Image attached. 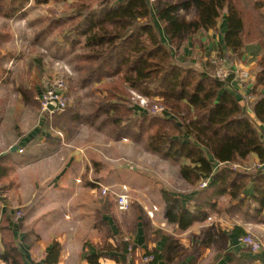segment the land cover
Wrapping results in <instances>:
<instances>
[{
  "label": "trees",
  "instance_id": "obj_1",
  "mask_svg": "<svg viewBox=\"0 0 264 264\" xmlns=\"http://www.w3.org/2000/svg\"><path fill=\"white\" fill-rule=\"evenodd\" d=\"M30 1L0 0V16L14 18ZM34 1L45 4L51 0ZM62 1L64 10L57 13L49 8L36 37L61 36L63 43H55L71 50L84 45L77 55L83 85L114 78L99 83L98 89L104 94L97 100V109L87 117L105 115L100 127L110 126L115 140H146L150 150L180 163L181 178L193 188L182 194L162 190L166 219L183 230L210 216L264 221V168H234L235 164L243 165L252 154L264 167V0ZM190 9L192 17L186 14ZM222 17L227 29L218 55L226 56L230 62L241 61L249 45L260 54L256 84L251 90L253 99L243 96L244 105L225 82L214 76L211 60L180 55L190 37L203 30L217 31ZM10 40L9 34L0 32V50ZM3 57L0 68L4 71ZM128 87L157 98L165 107L164 115L138 113L141 109L130 102ZM22 91L27 101L31 99L30 92ZM75 112L76 109H68L55 115V124L64 127L61 121L77 119ZM11 156L10 151L0 155L1 192L12 186L15 167ZM206 180L208 186L200 187ZM49 186L47 183L38 188L31 203L22 209L19 223L12 220L8 210L2 215L4 252L0 260L25 264L17 236L25 233L29 239L33 234L32 227L23 222ZM102 215L97 211L99 219ZM100 223L105 224L102 220ZM235 230L246 234L240 228ZM104 235L108 237L111 232L106 230ZM134 247L132 240L121 237L116 246L107 243L100 249L132 257ZM60 251L61 246L56 243L46 254V263L56 262ZM148 254L155 257L153 264L160 259L156 250ZM100 255H88L89 264H100ZM251 255L252 250L241 248L239 256L231 257L229 264H250Z\"/></svg>",
  "mask_w": 264,
  "mask_h": 264
},
{
  "label": "rangeland",
  "instance_id": "obj_2",
  "mask_svg": "<svg viewBox=\"0 0 264 264\" xmlns=\"http://www.w3.org/2000/svg\"><path fill=\"white\" fill-rule=\"evenodd\" d=\"M151 1L155 2V0ZM33 2L28 4L30 5L28 7L30 13L25 12L22 16H19L20 13L17 15L18 17L16 16L17 18L10 19L0 16V32L9 34L11 37L10 41L3 43V47L0 50V58L2 56L6 58L2 61V68L4 65L5 70L3 71L0 68V74H3L4 78V81L0 80V154L1 151L6 149L11 151V147L19 144L21 138H25L40 123H46L47 120V130L51 134L52 140L55 139L58 142L69 141L68 143L73 146V148L68 149L69 151L80 150L84 153L83 158L78 156L70 157L69 167L67 168L65 166L66 162L61 159L59 152H57L58 150H56L57 146H54V157L52 160L53 171H58L57 174H60L54 177L55 174L53 181L56 179L60 185H64L62 191L59 190L57 194H61L65 190V186H70L71 188L76 185L77 172L75 170L77 168L80 169L82 166L86 168L81 178L77 180L82 182L81 186L77 185L76 192L80 197L79 199H73L75 203L81 204L82 210H80L83 211V220L89 222V213L91 212L90 197L95 198L94 202H97V195L94 194L98 192L102 206L101 213L106 211L112 213V215H107L111 220L114 216H122V213L132 207V213L126 215V223L132 221L133 214H136V209H143V217L147 220L150 219L153 226H157L156 221L154 222V217L156 218L159 213L156 205L158 200L161 201L160 198H163L162 190L166 189L182 194L188 193L193 188L181 178L179 172L180 163L150 150L146 140L139 142L128 138L115 140L110 126L100 127L105 115L99 118L87 117L92 111L97 109V100L104 94L98 89L99 83L109 80L113 81L114 78L102 79V82L98 84L96 82L90 85H83L80 82L77 55L84 50V45H78L71 50L67 45V47L63 48L64 45L55 43H63V37L61 36L52 37L49 35L48 38L43 37L42 39L36 37L42 28L48 9L52 7L57 13H60L64 10L65 2L62 0H51L45 4ZM186 14L192 17L193 9L188 10ZM38 41L42 43H37ZM249 46L245 50L247 56L244 61L247 64H253V62L257 64L260 54L257 53L255 47ZM216 50L218 51V49L213 50V54L210 57L212 60L217 57L223 58L227 61L228 66L235 67V70L239 71L240 77L237 80L239 85L231 90L238 95L241 101L243 99L245 104V98L242 97L243 93L241 94L240 92L243 91V85L250 78V70L241 69L239 61L230 62L226 56L218 55ZM210 58L206 57V60H204L203 57V61L211 60ZM195 59L198 60L199 57L197 56ZM213 68L215 70V67ZM242 72L246 75H243ZM58 81L64 82L67 87L66 97L70 101L68 109H76L75 113L78 116L77 119L62 120L61 123L64 127L56 125L54 122L55 115H61L62 113L50 114L47 110L44 111L41 98V94ZM22 90L30 92L31 99L27 101ZM128 91L132 105L141 109L137 111L138 113L145 111L163 116L166 112L165 107L158 103L157 98L146 97L129 87ZM244 95L246 94L244 93ZM250 100L252 99L250 98ZM157 105L161 106L164 112H157L155 109ZM20 148L18 149L20 150ZM18 149L15 152L17 153L16 157H13L16 158V161L13 162L15 166L22 160L19 156H23ZM94 157H97V165L94 163ZM257 163L259 162L248 160L241 166L250 167ZM26 166L19 167L21 172L25 170ZM89 169H93L95 173L97 172V179L89 177L91 175ZM14 175L15 173L12 178ZM92 175L94 176V174ZM66 180H68V183H66ZM94 180H97V182H94ZM88 181L94 182V184L88 186ZM89 187H93L94 194H87L88 190L92 191L88 189ZM103 188H108L109 192L103 193ZM10 191L11 193L9 194ZM120 192H125L129 196V204L126 210H120L116 203L115 194ZM0 195L3 196V200H0L3 204L8 205L12 202L14 207H6L5 210L10 211L14 222L19 223L18 221L21 218L24 207L13 202L16 190L9 189L0 193ZM1 207L2 204H0V210ZM27 216L23 225L31 226L25 224ZM214 219V216H210L205 221L212 223ZM213 226L214 233L218 235L216 226ZM103 228H101V232L104 235L106 234L105 226ZM244 232L254 235L255 238L260 240V245L263 246L258 250L252 249V254H264L263 234L255 233L251 230V227H248ZM240 237L243 238L245 235H240ZM125 239L127 241L131 240L129 235L125 236ZM215 241L220 244L222 243V238L216 236ZM134 248L137 252L138 248ZM129 249H133V247L130 246ZM146 256L150 255L148 253L141 254V258ZM4 263L7 264L5 261ZM150 263L152 261L142 262L141 264ZM254 264H264V255H260Z\"/></svg>",
  "mask_w": 264,
  "mask_h": 264
},
{
  "label": "crops",
  "instance_id": "obj_3",
  "mask_svg": "<svg viewBox=\"0 0 264 264\" xmlns=\"http://www.w3.org/2000/svg\"><path fill=\"white\" fill-rule=\"evenodd\" d=\"M33 1L31 0L30 3H34ZM28 7L30 5L25 8L23 13H19V16H22L25 12L30 13ZM226 29L227 23L222 17L218 20L217 31L212 29L203 30L190 37L180 49L181 57L196 58L198 56L199 59H203V57L204 60H206V57L209 59L213 54V50L218 49L219 46L222 47L221 45L224 44L223 39ZM37 43L40 42L38 41ZM201 52L202 54L200 55ZM3 53L5 52L3 51ZM246 56L247 52H245L243 60L239 61V63L241 69L250 70V78L245 82L243 85L244 89L240 93H243L242 97L246 96L253 99L250 93L256 84L258 67L256 62L247 64L244 61ZM2 81H4V78H2ZM237 85L239 84L233 83V87ZM240 102L244 105L243 99ZM50 135L47 130V120L46 123H40L30 134L20 139L19 144L22 146L20 148L18 144L20 148L18 150L21 155L23 154V156H19L22 160L17 166L13 164L15 175L12 178L14 180H12L10 189L16 190L13 202L20 204L21 207L31 203L38 188L44 187L47 182L50 183L41 201L33 207L25 220L26 225L32 226L33 234H31V237L29 236V239L28 234L25 233H20L17 236L25 264H47L45 260L46 254L51 251L56 243L60 244L61 251L57 261L52 264H89L87 256L97 254H102L98 260L100 264H141V254L153 250L160 253V259L154 264H229L230 258L239 256L241 251L239 244L240 233L235 228L245 231L248 227H251L252 231L263 234L264 237L263 219L257 222H249L239 216L231 215L215 216L213 224L203 220L196 222L186 230L180 229L177 224L170 223L166 219V204L163 198H160L161 201L158 200L156 205L159 213L156 218L154 217V222L156 221L157 226H153L150 219L147 220L143 217V209H136V214H133L132 221L126 223V215L132 213V207L122 213V216H114L112 220L107 217V215H112V213L108 212L103 213L101 219H99L96 212H101L102 206L98 192L94 194L93 187L88 188L92 191L88 190L87 194L97 195V202H94L95 198L90 197L91 212L89 213V222L85 221L82 218L81 204L75 203L73 199H79L80 197L76 192L77 185L81 186L82 182L77 180L81 178L86 168L83 166L80 169L77 168L75 170L77 172L76 185L71 188L70 186H65V190L61 194H57L59 190L62 191L64 185H60L56 179L53 181V176L56 174L54 176L56 177L60 174H57L58 171H53L52 165L54 146H57L56 150H58L57 152H59L61 159L66 162L65 166L67 168L69 167L70 157L78 156L83 158L84 153L80 150L69 151L68 149L73 148L68 143L69 141L58 142V140H52ZM7 152V149L1 151L0 155ZM10 152L12 161H16V158L13 157H16L17 153L15 152L17 151ZM248 160L258 162V157L252 154ZM94 163L97 165V157H94ZM24 165L27 166L21 172L19 167ZM261 165L263 166V164ZM89 173L91 174L89 177L97 179V172L95 173L93 169H89ZM94 182H97V180H94ZM94 182L88 181V186L94 184ZM66 183H68V180H66ZM0 193H2L1 190ZM10 197L9 199L11 200ZM1 199L3 200V196L0 195ZM0 204H2L0 210L1 221L2 215L7 211L5 208L14 206L12 202L5 205L0 201ZM100 220L105 224L101 225ZM247 222L251 224H247ZM213 225L216 226L218 235L214 233ZM101 226H105L106 230L111 232V235L108 237L103 235ZM127 235H129L135 247L138 248V251H135L132 257L122 252L101 251L100 248L107 243L116 246L117 240ZM216 236L222 238V243L219 244L218 241H215ZM0 246V254H2L4 249L1 235ZM260 255L264 254H252V262L250 264H254ZM0 264L5 263L1 260Z\"/></svg>",
  "mask_w": 264,
  "mask_h": 264
},
{
  "label": "built area",
  "instance_id": "obj_4",
  "mask_svg": "<svg viewBox=\"0 0 264 264\" xmlns=\"http://www.w3.org/2000/svg\"><path fill=\"white\" fill-rule=\"evenodd\" d=\"M211 64L213 67H215L214 70V76L222 81L226 83V86L228 87V89L230 88V90L233 87V83L236 82L239 84L238 77H240V73L238 70L233 69L232 67L228 66L227 61L223 58L217 57L215 59H211ZM243 75L244 72H242ZM232 78L231 82L228 83L229 79ZM67 87L65 85L64 82L62 81H58L54 86H50V88H47L42 94H41V98L43 100V110H47L48 113L50 114H56V113H64L69 105H70V101L69 99H67L66 97V92ZM156 111L157 112H162L163 108L161 106H156ZM235 169H251V168H262V165L257 163V164H253L250 167H242L239 164H235L234 165ZM208 186V180L202 182V184L200 185V187L205 188ZM109 189L108 188H103V193H108ZM115 198H116V203L118 205V208L120 210H126L129 204V196L123 192V193H116L115 194ZM244 236V235H243ZM239 244L241 246V248H249L250 250H258L260 247H263L260 245V240L258 238H255L254 235L247 233L245 234V237L243 238H239ZM253 247L257 248L254 249ZM154 256L150 255V256H146L145 258L143 257V262H149V261H153L154 260Z\"/></svg>",
  "mask_w": 264,
  "mask_h": 264
},
{
  "label": "water",
  "instance_id": "obj_5",
  "mask_svg": "<svg viewBox=\"0 0 264 264\" xmlns=\"http://www.w3.org/2000/svg\"><path fill=\"white\" fill-rule=\"evenodd\" d=\"M19 148V145H14L13 147H11V151L14 152Z\"/></svg>",
  "mask_w": 264,
  "mask_h": 264
}]
</instances>
